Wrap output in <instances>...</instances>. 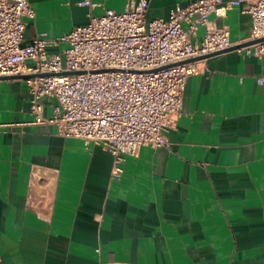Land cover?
I'll return each mask as SVG.
<instances>
[{"label": "crops", "instance_id": "crops-1", "mask_svg": "<svg viewBox=\"0 0 264 264\" xmlns=\"http://www.w3.org/2000/svg\"><path fill=\"white\" fill-rule=\"evenodd\" d=\"M78 1L29 0L23 44L131 0ZM190 1L148 0L145 16ZM245 3L209 16L233 44L250 33ZM204 62L166 143L125 156L118 178L100 143L33 122L24 78L0 79V264H264V56L231 49ZM55 103L44 99L46 118Z\"/></svg>", "mask_w": 264, "mask_h": 264}, {"label": "built area", "instance_id": "built-area-1", "mask_svg": "<svg viewBox=\"0 0 264 264\" xmlns=\"http://www.w3.org/2000/svg\"><path fill=\"white\" fill-rule=\"evenodd\" d=\"M245 1L247 40H259L236 50L261 57L264 0ZM239 2L192 0L167 18L147 19L148 0H131L121 12L89 14L61 36L38 33L23 44L24 17H34L29 0H0V75L43 74L24 78L33 122H55L65 136L100 143L113 156L111 177L118 178L125 156L141 145L166 143L165 133L181 113L186 78L209 70L205 58L180 61L232 45L227 27L214 26L209 16L224 15ZM199 26L204 34L193 41ZM60 42L66 45L58 52L48 50ZM46 97L56 100L50 118L42 114Z\"/></svg>", "mask_w": 264, "mask_h": 264}, {"label": "water", "instance_id": "water-1", "mask_svg": "<svg viewBox=\"0 0 264 264\" xmlns=\"http://www.w3.org/2000/svg\"><path fill=\"white\" fill-rule=\"evenodd\" d=\"M257 40H259V38L246 40V41L241 42V43H238V44H232V45H230L228 47H225L223 49H219V50H215V51H212V52H208V53L200 54V55H197V56L189 57V58H187L185 60H182L180 62L192 61V60H199V59L207 58V57L212 56V55H215L217 53H221V52L228 51V50H231V49H236V48L241 47L243 45L250 44V43L255 42ZM175 63H179V62H175ZM175 63H172V64H175ZM168 65H171V64H167L165 66H168ZM165 66H161L159 68H162V67H165ZM159 68H153L151 70H157ZM36 75H43V74H41V73L40 74H37V73H30V74H7V75H0V79H6V78H26V77L36 76Z\"/></svg>", "mask_w": 264, "mask_h": 264}, {"label": "rangeland", "instance_id": "rangeland-1", "mask_svg": "<svg viewBox=\"0 0 264 264\" xmlns=\"http://www.w3.org/2000/svg\"><path fill=\"white\" fill-rule=\"evenodd\" d=\"M48 50H49V48H48Z\"/></svg>", "mask_w": 264, "mask_h": 264}]
</instances>
